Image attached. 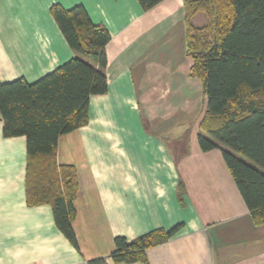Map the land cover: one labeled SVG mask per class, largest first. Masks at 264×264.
<instances>
[{"label":"crops","instance_id":"crops-1","mask_svg":"<svg viewBox=\"0 0 264 264\" xmlns=\"http://www.w3.org/2000/svg\"><path fill=\"white\" fill-rule=\"evenodd\" d=\"M54 5H81L110 35L107 92L90 97L87 125L57 143V164L76 171L78 249L49 205L26 203L25 138H4L0 114V264H125L109 258L115 238L177 225L133 264H264V224L254 225L221 150L197 142L206 99L191 76L183 0L146 11L137 0H0V84L36 82L75 57Z\"/></svg>","mask_w":264,"mask_h":264},{"label":"trees","instance_id":"trees-1","mask_svg":"<svg viewBox=\"0 0 264 264\" xmlns=\"http://www.w3.org/2000/svg\"><path fill=\"white\" fill-rule=\"evenodd\" d=\"M146 11L162 0H137ZM191 76L201 82L206 110L197 142L203 152L220 149L254 225L264 224V0H183ZM50 15L75 57L33 83L0 84L4 138H25V194L30 206L49 205L56 228L76 250L72 229L77 177L58 165L59 137L88 122L91 96L107 92L105 47L110 35L91 22L81 5ZM197 14L204 24L195 26ZM225 148V149H222ZM235 154V155H234ZM247 162H245L244 160ZM128 242L114 239L115 263L146 262V252L181 228ZM88 264H107L94 259Z\"/></svg>","mask_w":264,"mask_h":264},{"label":"rangeland","instance_id":"rangeland-1","mask_svg":"<svg viewBox=\"0 0 264 264\" xmlns=\"http://www.w3.org/2000/svg\"><path fill=\"white\" fill-rule=\"evenodd\" d=\"M242 160H244V159H242ZM245 162H247L246 160H244Z\"/></svg>","mask_w":264,"mask_h":264}]
</instances>
